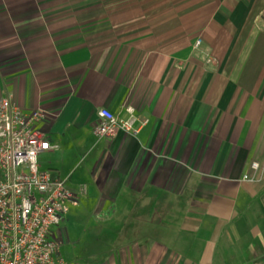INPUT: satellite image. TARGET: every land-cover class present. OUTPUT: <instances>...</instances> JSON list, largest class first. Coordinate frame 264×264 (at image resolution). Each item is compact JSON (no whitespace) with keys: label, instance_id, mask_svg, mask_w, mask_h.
I'll return each instance as SVG.
<instances>
[{"label":"crops","instance_id":"crops-1","mask_svg":"<svg viewBox=\"0 0 264 264\" xmlns=\"http://www.w3.org/2000/svg\"><path fill=\"white\" fill-rule=\"evenodd\" d=\"M6 96L87 185L67 264H264V0H0Z\"/></svg>","mask_w":264,"mask_h":264},{"label":"built area","instance_id":"built-area-1","mask_svg":"<svg viewBox=\"0 0 264 264\" xmlns=\"http://www.w3.org/2000/svg\"><path fill=\"white\" fill-rule=\"evenodd\" d=\"M45 115L42 108L16 105L10 96L0 100V264H67L52 229L63 222L69 205L87 193V185L73 190L67 179L41 167V156L57 148L40 127ZM98 115V139L133 129L130 120L108 108H100Z\"/></svg>","mask_w":264,"mask_h":264},{"label":"rangeland","instance_id":"rangeland-1","mask_svg":"<svg viewBox=\"0 0 264 264\" xmlns=\"http://www.w3.org/2000/svg\"><path fill=\"white\" fill-rule=\"evenodd\" d=\"M59 157H60V156H59L58 153H56L55 155L44 154V155L41 156V167H42L43 169H45V170L50 171V172L53 174L54 177L57 176V173H56V171H54V170H52V169H50V168L52 167V163H53V161H54L55 159L58 160ZM74 168H75V167L73 166L72 169H74ZM76 176L79 177L77 174H76ZM69 206H70V205H69ZM75 221H76V222H80V223H85L87 220H86V218L83 219V217L81 216V217H79V219H76ZM53 231H55V229H53Z\"/></svg>","mask_w":264,"mask_h":264}]
</instances>
